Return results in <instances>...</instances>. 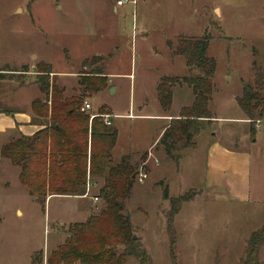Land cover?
Returning a JSON list of instances; mask_svg holds the SVG:
<instances>
[{
  "label": "rangeland",
  "instance_id": "rangeland-1",
  "mask_svg": "<svg viewBox=\"0 0 264 264\" xmlns=\"http://www.w3.org/2000/svg\"><path fill=\"white\" fill-rule=\"evenodd\" d=\"M129 1L114 12L116 0H0V70L28 67L22 76L15 73L0 81V102L14 111H30V103L42 98L33 71L42 63L51 65L56 85L65 86L66 97L79 96L78 77L104 68L112 84L108 88L115 91L107 88L84 99L92 107L90 114L105 109L114 116L136 115L142 101L147 105L140 114H161L156 84L180 81L186 75L180 41H207V57L215 64L208 108L212 117L221 121L199 122L198 152L183 166H177L178 160L168 163L160 145L150 148L158 122L120 117L112 120L118 131L112 163L116 165L130 154L134 164L146 162L145 169L138 172L146 179L143 183L136 179L124 215L151 264H171L172 239L176 264H239L250 234L264 223V165L259 160L264 157V112L262 117L256 116L260 108L264 111V102L253 114L263 122L257 127L258 143L251 153L249 203L215 202L211 192L203 191L200 142L212 128L221 132V141L228 146L233 145L230 137L241 140L248 134L249 141L252 139L250 124L224 120L246 118L237 101L246 87L251 95L264 97V0ZM178 85L173 87L172 107L186 97ZM182 145L183 141L176 143L178 156L184 150ZM239 148L246 147L238 144ZM139 152H148L144 161L142 153L136 154ZM100 187L99 181L89 195H96ZM165 189L171 199L193 194L173 217L170 231ZM103 208L100 200L94 203L89 198L53 197L41 204L20 183L19 169L0 158V264H33V260L34 264H46L49 254L64 243L69 226L85 222ZM258 259L264 262V243ZM125 264L139 262L130 257Z\"/></svg>",
  "mask_w": 264,
  "mask_h": 264
},
{
  "label": "trees",
  "instance_id": "trees-1",
  "mask_svg": "<svg viewBox=\"0 0 264 264\" xmlns=\"http://www.w3.org/2000/svg\"><path fill=\"white\" fill-rule=\"evenodd\" d=\"M208 42L205 40H181L179 54L189 69L182 80L161 81L156 88L157 99L163 112L171 105V90L175 83L186 84L193 93V103L183 109L179 119L165 129L158 145L165 156L178 160L176 143L183 141L182 149L194 148V138L200 132L199 122H211L209 111L212 81L215 64L207 57ZM34 85L42 98L30 103L31 125L41 129L31 136L20 134L9 138L0 148V158L8 160L19 169V181L28 194L39 203L45 204L48 197H82L87 194L86 187L97 186L102 182L95 197L104 208L98 214H91L83 223H75L66 230L64 243L52 251L46 264H125L130 257L139 264H151V259L141 245L133 240L134 233L128 216L124 215L125 204L129 201L139 170L145 169L132 162L131 155L112 163V151L117 141V130L107 127L100 117L89 120V115L81 113L84 99L96 96L109 87L103 68L93 69L78 80L79 96L66 97L64 89L56 85L55 77L50 76V66L36 65ZM28 72L24 66L21 71H11L8 67L0 70V81L7 76ZM195 75H192V73ZM11 73V74H7ZM12 78V77H8ZM245 93L238 99V105L250 121L249 134L255 135L254 112L264 102ZM263 109L256 113L262 117ZM14 111L0 102V114L13 116ZM98 115H110L101 109ZM143 161L147 153H142ZM193 194L186 193L177 198H169L167 189L163 199L170 204L168 230H171L173 217L184 203L190 202ZM175 241H170L171 264H176L173 255ZM264 243V223L250 234L243 259L239 264H264L258 259V252ZM121 250V251H119ZM36 263L33 260V264ZM40 263V262H39Z\"/></svg>",
  "mask_w": 264,
  "mask_h": 264
},
{
  "label": "crops",
  "instance_id": "crops-1",
  "mask_svg": "<svg viewBox=\"0 0 264 264\" xmlns=\"http://www.w3.org/2000/svg\"><path fill=\"white\" fill-rule=\"evenodd\" d=\"M117 1V0H116ZM191 1V0H186ZM122 7H113V11L117 12V10ZM42 64V63H39ZM47 65V64H45ZM50 66L51 71V77L54 76V73L52 72V67ZM183 66L186 70V75L189 74V69L185 65V61H183ZM24 67V66H22ZM27 67V66H26ZM36 70L33 69V71ZM194 73V72H193ZM103 74L108 79V84L111 86V81L107 75V73L104 72L103 68ZM78 79L76 80V88L78 92L79 86H78ZM156 87L154 88L155 95H156ZM176 88V87H175ZM177 88H181L182 90H185V100L176 107H172L173 105V92L174 88H172L171 92V105L168 111L162 112L159 114V112H154L151 116H145L140 114L142 112V109L147 105L146 102H140L138 105V114L136 115H125V116H114L110 115L111 123L114 118H124V119H141V118H149L151 121L158 122L160 124L159 130L157 131V135L154 139V142L151 144L150 148H153L155 146H158L159 140L162 137V134L164 133L165 129L169 127V124L171 122L179 119L180 113L183 109L189 108L194 100L192 90L189 86L186 84L178 85ZM61 89H64V94L66 93L65 86H62ZM111 88H108L109 91ZM180 89V90H181ZM105 91V90H104ZM102 91V92H104ZM115 91V90H114ZM74 92V90H73ZM100 92V93H102ZM79 93V92H78ZM98 93V94H100ZM97 94V95H98ZM41 96V95H40ZM156 98V96H155ZM158 104V103H157ZM92 108V107H91ZM134 107H132L133 110ZM159 108V105H158ZM173 108V109H172ZM160 110V109H159ZM92 111V110H91ZM215 120V121H213ZM221 119L213 118L211 121V124L220 122ZM224 121H232L237 122L241 124H250L249 120L245 118L244 116H240L235 120H224ZM263 122L262 119L255 120L254 123V129H255V135L254 137L249 141V135H244L243 139L239 140L238 138L234 137L231 138V141L233 142V145H225L221 141V132L217 129H213L214 131H209V133H204L203 137H201L202 143V150L204 151V155L202 156L204 161V183H203V191L205 193H212V200L215 202L220 203H231V202H239V203H249L251 198V173H252V162L254 161V158L252 156V152H254V145L258 143V140L256 139L257 136V127ZM113 126V123L112 125ZM40 127L31 125V113L30 111H20L19 114H14L13 116H5L0 114V137H1V146L9 139V138H15L18 137L20 134L25 136H31L38 130H40ZM212 132V133H211ZM211 133V134H210ZM16 137V138H17ZM199 134L195 137L194 142V148L192 149H184L182 150V153L179 154L178 158V165L177 166H183L184 161H188V157L194 156V153L198 152V149L200 148V145L197 146L196 140L198 139ZM248 143V144H247ZM118 144V131H117V141L115 144V147L112 152L116 149ZM238 144L245 145V149H238ZM259 149V148H258ZM260 152V151H259ZM144 152H139L136 154H141ZM148 153V152H146ZM131 155V154H130ZM165 155V154H164ZM260 156V155H259ZM263 158V159H262ZM259 158L263 162L264 165V157ZM166 160H169L167 157ZM155 165H158L157 160L155 159ZM171 163L173 161L169 160ZM146 163V162H145ZM264 167V166H263ZM262 175H264V169L262 171ZM236 195H241L240 200H236ZM57 197V196H53ZM48 197L46 201H48L50 198ZM63 198V197H62ZM64 198H89L91 200L90 195H85L82 197H64ZM46 203V202H45ZM184 203V204H188ZM16 214L18 216H21L20 211H16ZM1 222V219H0Z\"/></svg>",
  "mask_w": 264,
  "mask_h": 264
},
{
  "label": "built area",
  "instance_id": "built-area-1",
  "mask_svg": "<svg viewBox=\"0 0 264 264\" xmlns=\"http://www.w3.org/2000/svg\"><path fill=\"white\" fill-rule=\"evenodd\" d=\"M129 2H130L129 0H117L116 1V7H123L126 3H129ZM91 110H92L91 105L89 103H87V102H84L83 106L80 109V112L88 114L90 121L93 120L94 118L100 117L107 127H110L112 125V123H111V118L112 117L110 115L90 114ZM138 176L136 178V179H138V182L143 183L145 181V179H146V175L144 173H140V174L138 173ZM90 189H91V186L89 184H87V187H86L87 194L86 195H89ZM91 200L94 203L98 202V199L95 198V197H91Z\"/></svg>",
  "mask_w": 264,
  "mask_h": 264
},
{
  "label": "water",
  "instance_id": "water-1",
  "mask_svg": "<svg viewBox=\"0 0 264 264\" xmlns=\"http://www.w3.org/2000/svg\"><path fill=\"white\" fill-rule=\"evenodd\" d=\"M110 92L113 93L114 90H110ZM136 239H137V237L134 236V237H133V240H136Z\"/></svg>",
  "mask_w": 264,
  "mask_h": 264
}]
</instances>
